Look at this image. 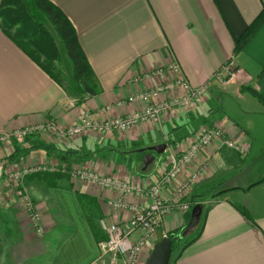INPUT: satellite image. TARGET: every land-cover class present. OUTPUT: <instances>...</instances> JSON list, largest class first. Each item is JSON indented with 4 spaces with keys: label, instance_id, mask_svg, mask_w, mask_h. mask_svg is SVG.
<instances>
[{
    "label": "crops",
    "instance_id": "1",
    "mask_svg": "<svg viewBox=\"0 0 264 264\" xmlns=\"http://www.w3.org/2000/svg\"><path fill=\"white\" fill-rule=\"evenodd\" d=\"M49 1L74 27L101 91L86 86L85 98L72 99L0 28V135L49 119L68 128L85 112L111 120L142 110L145 103L130 99L174 79L167 71L172 63L180 66L182 77L193 87L210 82L232 58L238 74L226 89L212 84L208 95L193 107L123 133L68 141L48 134L22 144L0 143V220L8 227L3 237L10 241L4 260L9 264H98L101 242L90 228L78 194L93 199L98 226L102 219L121 224L130 218L110 208L109 201L119 198L116 192L68 176L58 182L61 186H54L52 176H32L25 180V188L44 229L43 237H38L20 207L16 187L9 185L8 171L51 164L137 185L153 184L164 172L169 152L183 151L200 131L215 126L222 137L207 146L164 192L170 198L178 184L199 173L184 199L190 205H202L194 238L199 236L179 258H172L173 264H264V181L255 185L264 179V25L235 54L237 42L262 12L264 0ZM158 69L166 71L162 78L152 76ZM180 95L163 94L156 102ZM73 101L75 107L69 109ZM226 141L245 154L229 149ZM162 144L167 146V160L147 174L156 157L146 171L144 157L149 148ZM192 211L167 216L159 232L161 240L175 231L188 228L187 234L196 228ZM152 247L149 244L144 250L140 264L146 263Z\"/></svg>",
    "mask_w": 264,
    "mask_h": 264
},
{
    "label": "built area",
    "instance_id": "2",
    "mask_svg": "<svg viewBox=\"0 0 264 264\" xmlns=\"http://www.w3.org/2000/svg\"><path fill=\"white\" fill-rule=\"evenodd\" d=\"M167 71L174 74V79L130 99V102L145 103L146 107L142 110L111 120H100L96 116L99 113L85 112L73 126L68 128H61L54 120L49 119L42 124L2 133L0 143L22 144L31 138L48 134L54 135L58 140L68 141L87 133L96 135L123 133L143 123L159 121L166 115L181 113L193 107L208 95L214 83L226 89L237 76L238 65L233 58L230 59L210 82L200 87H193L187 79L182 77L177 63H172ZM165 73V70L158 69L152 76L162 78ZM175 92H180L181 95L168 101L156 102L163 94ZM68 104L69 109L75 107V101ZM123 104L119 103L118 106ZM221 137L222 131L212 126L196 135L183 151L169 152L164 172L156 182L148 185H137L113 177H102L82 168L67 166L60 168L51 164L10 170L7 177L16 187L18 195H22L23 207L29 216L30 223L35 233L40 236L44 234L40 214L35 210L25 188V180L29 177L61 173L83 183L118 193L119 198L110 200L109 206L116 214L126 213L130 215V218L121 224H108L104 219L100 220V228L107 239L99 244L98 264H140L142 253L152 242L156 233L161 230L164 219L174 213H186L190 210V203L184 199L198 180L199 173L190 174L178 184L170 198H165L164 192L175 185L183 171L207 146ZM225 144L229 149L245 154L244 150L233 142L226 141ZM129 198H135L138 201H128Z\"/></svg>",
    "mask_w": 264,
    "mask_h": 264
},
{
    "label": "trees",
    "instance_id": "3",
    "mask_svg": "<svg viewBox=\"0 0 264 264\" xmlns=\"http://www.w3.org/2000/svg\"><path fill=\"white\" fill-rule=\"evenodd\" d=\"M263 25L264 4L262 12L237 42L236 55L245 49ZM0 28L54 82L65 89L72 99L81 101L85 98L86 86L96 93L101 91L78 42L74 27L49 0H2ZM61 67L63 68L61 69ZM257 97L263 101L259 95ZM41 176H52L51 178L55 182L54 186H61L59 181L68 180V175L64 174H41ZM263 181L264 179L255 185ZM77 197L97 241L99 243L105 241L107 237L97 224L99 218L94 209L93 199L82 194H78ZM191 206L190 209H194L196 204H191ZM183 233L182 231H175L167 235L173 240L172 258L175 256L179 258L181 253L199 236L190 241H185ZM179 244H182V247L176 254Z\"/></svg>",
    "mask_w": 264,
    "mask_h": 264
},
{
    "label": "water",
    "instance_id": "4",
    "mask_svg": "<svg viewBox=\"0 0 264 264\" xmlns=\"http://www.w3.org/2000/svg\"><path fill=\"white\" fill-rule=\"evenodd\" d=\"M167 146L165 144L151 147L144 157V171L153 163L155 154L162 155L165 153ZM202 205H196L192 211V218L196 224H199L201 217ZM173 255V240L165 236L162 241L155 246L145 264H170Z\"/></svg>",
    "mask_w": 264,
    "mask_h": 264
},
{
    "label": "rangeland",
    "instance_id": "5",
    "mask_svg": "<svg viewBox=\"0 0 264 264\" xmlns=\"http://www.w3.org/2000/svg\"><path fill=\"white\" fill-rule=\"evenodd\" d=\"M63 67H61V69H62ZM65 70V69H64ZM232 82V81H231ZM231 82H230V84H231ZM229 84V85H230ZM206 130V129H205ZM204 131V130H203ZM202 131H200L199 133H201ZM84 135H94V134H84ZM198 135V134H197ZM155 157H156V162H155V164L152 166H150V168H149V170H148V172H146L147 174L148 173H150L153 169H155V170H158V168L160 167L159 165L160 164H162V163H164L165 162V160H167V157H166V155H164V154H162V155H158V154H155ZM143 162H144V160H143ZM166 165H167V163H166ZM9 185L10 186H12L13 188H14V186H13V183H10L9 182ZM19 198H20V200H19V203L21 204L20 205V207L21 206H23V202H22V195L20 194V195H17ZM189 214V213H188ZM3 218V217H2ZM182 218H183V215H182ZM200 222V221H199ZM200 224V223H199ZM199 224L197 225V227L195 228H192V229H190L189 231H188V233L186 234V231L188 230V228H184V229H182L181 231L182 232H184L183 233V236H184V239H185V241H190V240H192L195 236H196V234L197 233H195V231L196 230H199L198 228H199ZM7 232H8V227H6V225L4 224V223H2V220H0V264H9V262L8 261H6L7 259H5L4 260V257L2 256V254H4L3 253V251L5 250V248L8 246V244H10V241L8 240H5L4 239V237H3V235L5 236V235H8L7 234ZM159 232L160 231H158V233H156V235L154 236V238H153V240H152V242L150 243V245L151 246H153L152 247V251H153V249L155 248V246H157L162 240H161V238H160V235H159ZM37 235V234H36ZM38 237H43V235H37ZM158 237V238H157ZM157 239V240H156ZM181 247H182V244H179L178 246H177V250H176V254L180 251V249H181ZM151 251V252H152ZM151 254V253H150ZM174 263V260L172 259V261H171V263L170 264H173Z\"/></svg>",
    "mask_w": 264,
    "mask_h": 264
}]
</instances>
